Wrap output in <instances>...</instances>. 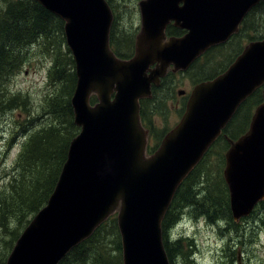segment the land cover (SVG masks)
Returning <instances> with one entry per match:
<instances>
[{"label":"water","instance_id":"1","mask_svg":"<svg viewBox=\"0 0 264 264\" xmlns=\"http://www.w3.org/2000/svg\"><path fill=\"white\" fill-rule=\"evenodd\" d=\"M36 1L64 21L75 61L71 104L80 131L47 204L5 264H58L114 214L123 264H170L162 221L182 181L240 105L264 85V39L249 42L226 71L193 88L181 120L153 154L147 153L140 99L151 96L152 84L170 67L186 70L207 49L226 42L264 0H141V29L128 59L111 47L107 0ZM169 24L186 32L168 37ZM228 140L223 175L238 222L264 200V89L249 129Z\"/></svg>","mask_w":264,"mask_h":264},{"label":"trees","instance_id":"2","mask_svg":"<svg viewBox=\"0 0 264 264\" xmlns=\"http://www.w3.org/2000/svg\"><path fill=\"white\" fill-rule=\"evenodd\" d=\"M108 1L110 3V0ZM263 3L261 2L257 6ZM111 7L115 12V23L118 18L117 11L112 5ZM253 10L254 8L246 15L239 33L233 35L229 44L241 37ZM167 33L170 35H181L183 31L170 25ZM53 35L57 36L58 47L55 61L50 69V78L54 79L58 88L55 92L53 91L45 96L43 109V115L53 117V121H50L42 128L30 132L24 146L20 149V155L11 175V182L7 185H0V228L3 232L8 233L10 248H13V242L16 241L33 216L46 205L67 158L70 142L79 132V127L74 123L73 108L70 101L77 77L73 56L65 43L63 20L36 0H0V79L3 78L0 80V115L18 107L27 112L30 111L26 106L28 99L20 98L17 95L10 98L6 97L7 89L3 87V81L5 77L12 75L21 66V47H28L36 43L39 38H43L42 44L47 45L51 42ZM261 38L263 39L264 36ZM222 46L224 45L214 48L217 49ZM62 47L67 49V55L62 52ZM214 48L210 50L213 51ZM241 51L238 50L235 57ZM118 56L128 57V55L119 51ZM69 65L71 67H68ZM212 75L210 74L205 78H210ZM162 86L163 84L153 89V97L151 99L141 100L142 115H144L146 103L152 101L156 94H159V89ZM263 89L264 85L257 89L238 108L224 130V133L228 134L230 138L237 139L239 137L234 131L230 132V129L232 127L237 130L240 129L244 122L240 115L243 114L248 105V109H250L251 106L262 102ZM92 101H96L95 96L92 97ZM39 117V115H36L33 119ZM27 129V127L23 128V131H27ZM221 141L225 143L228 149L230 145L225 137L219 138L214 146ZM212 148L180 184L162 221L164 246L171 264H176L173 261L176 256L175 253L184 254L186 258L184 264L195 263L191 254L192 251L183 252L181 239L170 241L167 238L170 229L180 223L182 217L180 213L189 206L191 208L197 207L198 209L199 205L204 206L205 203H208V208L206 206V209L200 211L197 216L208 215V217L206 216L207 219L212 221L223 218L235 222L230 207L228 186L223 175L225 157L223 156L219 171L210 180L205 179V175L201 174L203 164L206 162ZM212 181L216 183H214L216 186L213 187L215 192L210 190ZM204 182L206 183L201 187L202 189H200L201 185L196 189L194 188L196 184ZM201 190L205 191L202 201L195 192L199 191L198 193H200ZM260 204L264 206V200ZM106 227L115 229L117 234H115L117 238L115 240L116 248L121 251L122 245L121 241H119L117 219L116 216H112L99 226L89 238L73 247L58 264H87V261L93 259V256L97 254V262H100L99 264H107L105 261L110 258V253L103 234ZM103 240L105 241L104 243H102ZM189 246L192 247V243ZM93 252L97 254L93 255ZM111 264H123L121 254L116 256V260L114 263L111 262Z\"/></svg>","mask_w":264,"mask_h":264},{"label":"rangeland","instance_id":"3","mask_svg":"<svg viewBox=\"0 0 264 264\" xmlns=\"http://www.w3.org/2000/svg\"><path fill=\"white\" fill-rule=\"evenodd\" d=\"M140 1L110 0L118 17L112 28L114 46L117 51L126 55L133 54L134 43L141 29ZM252 12L240 38L233 39L232 44L228 43L214 49L196 63L193 69L187 72L179 71L167 77L162 88L159 89V94H156L152 101L146 103L145 112L150 123L155 127L159 143L164 135L179 122L184 112V101L189 98L195 81H200L210 74L222 72L238 50H242L249 41L262 39L261 37L264 36V3L256 6ZM42 39L39 38L36 43L28 47H21V66L12 75L5 77L3 81V87L7 89L6 97L17 95L20 98L28 99L26 106L30 111L27 112L18 107L0 115V185H7L11 182V175L20 155V149L24 146L30 132L53 121V117L43 115V109L45 96L55 92L58 88L54 79L50 78V69L57 53L58 39L53 35L51 42L47 45L42 44ZM61 50L66 55L68 54L65 47H62ZM181 90L184 91V96L179 94ZM248 106L243 111V116L240 115V118L244 120L240 129L237 130L234 127L230 129V132L234 131L239 137L249 129L252 115L257 107L254 105L248 109ZM36 115L40 117L33 119ZM26 127L27 131H23V128ZM226 150L223 141L218 142L212 148L203 164L201 174L205 175V179L210 180L219 171ZM205 183L196 184L194 188L201 185L200 189H202L201 187ZM214 183V181L210 183L211 192H215L213 187L216 186V183ZM195 192L202 201L205 191ZM208 205V203H205L204 206L199 205L198 209L190 206L186 208L180 213L182 216L180 223L170 229L167 237L170 241L181 239L184 253L192 251L195 263L189 264H264L263 204H259L249 216L238 222H231L223 218L212 221L207 219L208 215H206L207 217L197 216L200 211L206 209V206L208 208ZM118 233L119 241H121L119 229ZM103 234L110 253V258L105 262L111 264L116 260V256L119 254L122 256V250L119 251L116 248L117 234L113 227H106ZM8 240V233L3 232L0 228V264L6 262L12 249L9 247ZM105 241L103 240L102 243ZM14 243L15 241L13 245ZM190 243H192V247L189 246ZM95 254L97 253L93 252V255ZM175 255L173 261L176 264L185 263L184 254L175 253ZM97 257L98 254L88 260L87 264H99Z\"/></svg>","mask_w":264,"mask_h":264},{"label":"flooded vegetation","instance_id":"4","mask_svg":"<svg viewBox=\"0 0 264 264\" xmlns=\"http://www.w3.org/2000/svg\"><path fill=\"white\" fill-rule=\"evenodd\" d=\"M184 33H185V32L183 31V33H182L181 35H183ZM170 36H173V35L168 34V37H170ZM110 42H111V47H112V49H113V50L115 51V53L118 55V51L116 50V48H115V46H114L113 33H111ZM214 49H215V48H214ZM211 51H212V50H208V51L203 55V57H204L205 55L209 54ZM134 53H135V43H134V52H133V54L130 55V56L128 55V57H124V58H131V57L134 55ZM119 57H120V56H119ZM122 58H123V57H122ZM197 61H199V60H196L195 62H193V63L190 65V67H189L187 70H185V71H181V72H187V71L193 69V68L195 67ZM156 65H157V62L151 64L150 68L152 69V68H154ZM176 72H179V71H173L172 68H169V69H168V73H167V75L161 78V81H160L159 84H154V83L152 84V90L155 89L156 86H161V85L164 83V81H165V79H166L167 77L173 75V73H176ZM208 79H211V77H210V78H205V79L200 80V81L197 80V81H195L196 83H195L194 85H197L198 82H201V81H204V80H208ZM179 94H183V90H181V93L179 92ZM184 95H185V94H183V96H184ZM180 96H182V95H180ZM149 99H151V98H149ZM187 101H188V98L184 101V111H185V108H186ZM142 109H143V107H142ZM183 113H184V112H183ZM143 114H144V115H143V119H144V120H143V124H144L145 127H147V128L150 129V134H151V136H149V139L151 140V144H152L154 141H156L157 139H159V137H158V135H157L156 132H155V127L153 126V124H151V123L149 122V119H148L147 114H146L145 111L143 112ZM182 115H183V114H182ZM145 117H147L146 120H145ZM181 117H182V116H181ZM180 119H181V118H180ZM179 121H180V120H179Z\"/></svg>","mask_w":264,"mask_h":264},{"label":"bare ground","instance_id":"5","mask_svg":"<svg viewBox=\"0 0 264 264\" xmlns=\"http://www.w3.org/2000/svg\"><path fill=\"white\" fill-rule=\"evenodd\" d=\"M225 226V225H224Z\"/></svg>","mask_w":264,"mask_h":264}]
</instances>
